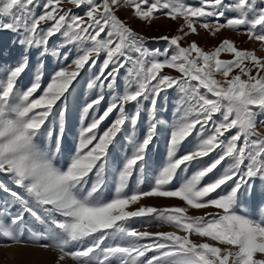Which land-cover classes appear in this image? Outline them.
<instances>
[{"label":"snow or ice","instance_id":"6c2138e0","mask_svg":"<svg viewBox=\"0 0 264 264\" xmlns=\"http://www.w3.org/2000/svg\"><path fill=\"white\" fill-rule=\"evenodd\" d=\"M129 10L148 25L183 22L148 37L122 18ZM201 29L214 38L231 30L258 47L222 38L206 48L190 39ZM4 31L21 51L0 68V247L54 251L55 264H264V0H0ZM47 57L58 66L45 79ZM85 72L96 94L58 166L66 102ZM167 92L176 93L175 119L163 165L150 168ZM121 139L130 153L109 198Z\"/></svg>","mask_w":264,"mask_h":264},{"label":"rangeland","instance_id":"374dc122","mask_svg":"<svg viewBox=\"0 0 264 264\" xmlns=\"http://www.w3.org/2000/svg\"><path fill=\"white\" fill-rule=\"evenodd\" d=\"M195 2V0H193ZM81 12L83 9L80 10ZM122 18H128L132 27L140 32L141 34L148 37H157L164 34H175L176 29L178 27V23H182L183 21L173 22L167 19H158L154 21L151 25L143 23L139 20L133 19L131 17L130 10L121 12ZM222 38H232L234 39L240 47L242 48H253L258 47V45L247 42V37L242 34H238L237 32L231 30L222 31L215 38L209 35L208 32L201 29L200 34L198 36H191L190 39L197 40L202 46L206 48H211L218 44L220 39ZM17 36L11 31L0 32V68L8 65H12L15 63L17 56L19 55L21 49L19 46H12V41L16 40ZM147 46L149 48H160L161 50L165 47V42L159 40H149ZM264 55V53H259ZM73 58L72 55L69 56V61ZM40 59L38 55H34L32 58V64L35 66L37 61ZM58 66L57 59L53 57H47L43 63V71L44 78L47 79L49 75L56 69ZM35 68L29 70L23 77L21 81V87L27 86L34 75ZM94 71V70H93ZM92 77V72H85L82 74V78L79 83L76 85L75 91L69 97L66 102L67 112L65 113V122H66V131L64 137V149L62 153L58 156V166H63L65 161L68 159L71 149L76 143V139L80 130V119L82 114V107L86 101L89 100L90 97H93L96 93L95 90L89 89L87 87L88 82ZM119 91V89H117ZM176 93L167 92L164 93L160 104L162 105L161 112L159 113V118L167 121V124L161 126L159 130V137L156 139L154 146L151 148V157L149 160L150 168H159L163 165L166 159L167 152V135L168 128L175 119L174 108L176 106ZM143 116L146 114H142V120L138 124L137 127V135L139 136L141 131L146 127V123L143 119ZM264 118V117H262ZM58 120V117H56ZM259 130L264 132V126L258 125ZM40 142L42 145L47 146L50 142L47 137H41ZM186 147L190 148L191 145H186ZM130 153V145L127 143L126 139H121L120 145L112 153V159L110 161L108 176H107V186L104 190L106 197H111V195L115 192V173L118 168L122 166V161L125 155ZM151 171L149 170L146 173V180L151 178ZM0 179H6V177L0 176ZM135 178H133L134 181ZM132 187H135L134 182L131 184ZM147 187V183L144 185ZM4 194L0 193V198H3ZM144 203L149 205H177L180 202L175 199H167V200H156V199H148L145 200ZM258 218V215H257ZM143 230V228H141ZM150 231H156L157 227L153 224L150 228ZM27 235V234H26ZM36 249H40L42 255L37 256ZM56 253L54 251H45L39 247L28 245V246H19L14 245L12 247H0V264H55ZM67 264V263H66ZM73 262L70 260V263Z\"/></svg>","mask_w":264,"mask_h":264},{"label":"bare ground","instance_id":"6f19581e","mask_svg":"<svg viewBox=\"0 0 264 264\" xmlns=\"http://www.w3.org/2000/svg\"><path fill=\"white\" fill-rule=\"evenodd\" d=\"M35 254H37V256H41V255H42L40 249H36V253H35ZM66 263H67V264L70 263V259L67 260Z\"/></svg>","mask_w":264,"mask_h":264}]
</instances>
